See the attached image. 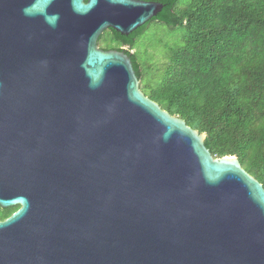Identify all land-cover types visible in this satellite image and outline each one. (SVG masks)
I'll use <instances>...</instances> for the list:
<instances>
[{
    "label": "water",
    "instance_id": "water-1",
    "mask_svg": "<svg viewBox=\"0 0 264 264\" xmlns=\"http://www.w3.org/2000/svg\"><path fill=\"white\" fill-rule=\"evenodd\" d=\"M158 0H0V264H264V186L103 49Z\"/></svg>",
    "mask_w": 264,
    "mask_h": 264
},
{
    "label": "trees",
    "instance_id": "trees-1",
    "mask_svg": "<svg viewBox=\"0 0 264 264\" xmlns=\"http://www.w3.org/2000/svg\"><path fill=\"white\" fill-rule=\"evenodd\" d=\"M158 1L163 8L152 20L185 33L160 78L144 81L141 91L204 132L214 157L236 156L264 186V0ZM149 22L127 36L109 29L98 40L105 50L124 51L141 83L133 45ZM14 210L4 208L0 220Z\"/></svg>",
    "mask_w": 264,
    "mask_h": 264
},
{
    "label": "rangeland",
    "instance_id": "rangeland-1",
    "mask_svg": "<svg viewBox=\"0 0 264 264\" xmlns=\"http://www.w3.org/2000/svg\"><path fill=\"white\" fill-rule=\"evenodd\" d=\"M184 33L185 29L182 26L170 28L157 20L149 22L147 28L137 37L135 45H133L145 71L140 86L144 84V81L154 83L160 78L171 49L177 48L183 43ZM100 45L102 42H98L97 46ZM4 214V208L0 207V215Z\"/></svg>",
    "mask_w": 264,
    "mask_h": 264
},
{
    "label": "flooded vegetation",
    "instance_id": "flooded-vegetation-1",
    "mask_svg": "<svg viewBox=\"0 0 264 264\" xmlns=\"http://www.w3.org/2000/svg\"><path fill=\"white\" fill-rule=\"evenodd\" d=\"M14 207H15V210H17V209L19 208V206H14ZM14 207H9V208H14ZM15 210H14V211H15ZM14 211H12V212H11L9 215H7L4 219H6L7 217H9ZM4 219H3V220H4Z\"/></svg>",
    "mask_w": 264,
    "mask_h": 264
}]
</instances>
